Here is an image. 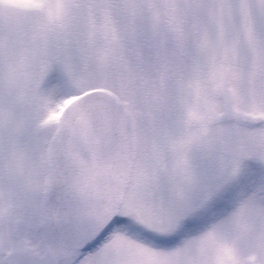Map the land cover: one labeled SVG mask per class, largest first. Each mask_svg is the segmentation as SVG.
Returning <instances> with one entry per match:
<instances>
[{"label":"snow or ice","instance_id":"6c2138e0","mask_svg":"<svg viewBox=\"0 0 264 264\" xmlns=\"http://www.w3.org/2000/svg\"><path fill=\"white\" fill-rule=\"evenodd\" d=\"M0 264H264V0H0Z\"/></svg>","mask_w":264,"mask_h":264}]
</instances>
